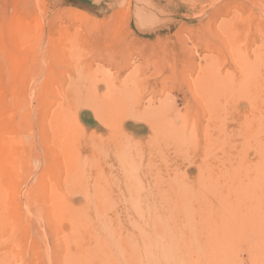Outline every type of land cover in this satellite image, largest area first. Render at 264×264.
I'll return each instance as SVG.
<instances>
[{
    "label": "rangeland",
    "instance_id": "1",
    "mask_svg": "<svg viewBox=\"0 0 264 264\" xmlns=\"http://www.w3.org/2000/svg\"><path fill=\"white\" fill-rule=\"evenodd\" d=\"M263 91L264 0H0V264H264Z\"/></svg>",
    "mask_w": 264,
    "mask_h": 264
},
{
    "label": "bare ground",
    "instance_id": "2",
    "mask_svg": "<svg viewBox=\"0 0 264 264\" xmlns=\"http://www.w3.org/2000/svg\"><path fill=\"white\" fill-rule=\"evenodd\" d=\"M251 59H252V58H251ZM249 61H250V60H249ZM246 62H247V61H246ZM245 64H246V63H245ZM243 67H244V66H243ZM249 73H250V71H249ZM243 75H244V74H243ZM243 77H244V76H243ZM250 85H251V84H250ZM263 94H264V91H263ZM212 124H213V123H212ZM216 125H217V124H216ZM219 126H220V124H219ZM222 127H223V124H222ZM211 128H214V127H211ZM218 129H219V128H218ZM210 130H211V129H210ZM216 130H217V129H216ZM217 131H218V130H217ZM225 133H226V132H225ZM225 133H224V134H225ZM223 136H224V135H223ZM255 138H256V137H255ZM263 138H264V137H263ZM258 140H259V138H258ZM252 141H253V140H252ZM253 142H254V141H253ZM251 143H252V142H251ZM257 143H258V142H257ZM257 143H256V144H257ZM262 143H263V142H262ZM263 146H264V145H262V147H263ZM256 147H259V148H260L261 145L258 146V144H257ZM258 152H259V151H258ZM262 152H263V151H262ZM259 156H260V155H259ZM260 157H261V156H260ZM260 159H261V158H260ZM262 160H263V159H262ZM256 162L258 163V161H256ZM256 162H255V163H256ZM255 163H254V164H255ZM261 164H262V166H263V163H262V162H261ZM255 165H256V164H255ZM246 166H247V165H246ZM239 168H240V167H239ZM255 169H256V168H255ZM255 169H254V170H255ZM256 170H258V169H256ZM230 172H231V171H230ZM248 172H249V170H248ZM257 172H258V171H257ZM262 172H263V171H262ZM246 176H247V174H246ZM255 177H256V176H255ZM255 177H254V180H255ZM212 179H213V178H212ZM240 179H241V178H240ZM235 180H236V179H235ZM247 180H248V179H247ZM255 181H256V180H255ZM241 182H242V181H241ZM249 182H250V181H249ZM255 183L257 184V181H256ZM262 183H263V182H262ZM262 183H260V184L263 186ZM242 184H243V183H242ZM247 184H249V183H247ZM226 186H227V185H226ZM226 186H225V187H226ZM258 186H260L259 183H258ZM255 187H256V186H254L253 188H255ZM236 188H237V187H236ZM262 188H263V187H262ZM263 189H264V188H263ZM263 189H262V190H263ZM217 190H218V189H217ZM217 190H216V191H217ZM224 190H225V189H224ZM256 190H257V189H256ZM205 192H207V191L205 190ZM217 193H218V191H217ZM230 193H231V192H230ZM262 193H263V192H262ZM231 194H233V191H232ZM243 196H244V195H243ZM225 197H226V196H225ZM207 199H208V198H207ZM249 201H250V200H249ZM261 201H262V200H261ZM234 202H235V201H234ZM252 202H253V201H252ZM252 202H250V203L252 204ZM262 202H263V201H262ZM230 203H231V202H230ZM256 203H258V201H257ZM263 204H264V202H263ZM225 205H227V204H225ZM224 207H225V206H224ZM228 207H229V206H227V208H228ZM230 207H233V205L230 206ZM230 207H229V208H230ZM243 207H244V206H243ZM222 208H223V207H222ZM225 208H226V207H225ZM227 208H226V209H227ZM226 209H225V210H226ZM238 209H239V208H238ZM206 210H208V209H206ZM222 210H223V209H222ZM228 210H230V212H231V209H228ZM251 210L254 212V208L251 209ZM211 211H212V210H211ZM232 211H233V210H232ZM234 211H235V210H234ZM220 212H221V211H220ZM227 212H229V211H227ZM243 212H244V211H243ZM238 213H240V212H238ZM256 213H260V212H258V209L256 210ZM209 214H210V213H209ZM241 214H243V213H241ZM251 215H252V214H251ZM258 215H259V214H258ZM222 216H223V215H222ZM230 217H231V216H230ZM249 217H250V216H249ZM252 217H253V219H255L253 215H252ZM255 217H257V216H255ZM205 220H206V219H205ZM220 220H221V219H220ZM212 221H213V220H212ZM223 221H224V220H223ZM249 221H250V220H249ZM255 221H256V220H255ZM140 222H141V221H140ZM204 222H205V221H204ZM224 222H225V221H224ZM258 222H260V221L258 220ZM135 223H136V222H135ZM141 223H142V222H141ZM242 223H244V222H242ZM261 223H262V221H261ZM222 224H223V223H222ZM189 225H190V224H189ZM204 225H205V224H204ZM206 225H207V224H206ZM212 225H213V224H211V226H212ZM143 226H144V225H143ZM214 226H215V225H214ZM225 226H227V225H225ZM221 227H224V226L221 225ZM187 228H188V227H187ZM209 228H210V227H209ZM209 228H208V229H209ZM215 228H216V227H215ZM217 228H218V227H217ZM208 229H207V230H208ZM212 229H213V226H212ZM209 231H210V230H209ZM193 232H194V231H193ZM252 232H253V231H252ZM257 233H258V232H257ZM205 234H206V233H205ZM248 234H249V233H248ZM252 235H253V234H252ZM220 237H221V236H220ZM147 238H148V237H147ZM247 238H248V237H247ZM214 239H215V237H214ZM255 239H257V238H255ZM260 239H261V238H260ZM260 239H259V237H258V240H257V241H259ZM147 240H148V239H147ZM155 242H156V240H155ZM211 242H212V241H211ZM259 242H260V241H259ZM260 243H261V242H260ZM263 243H264V242H263ZM148 244H149V243H148ZM209 244H210V243H209ZM211 244H212V243H211ZM208 246H209V245H208ZM262 246H263V245H262ZM210 247H211V246H210ZM163 248H164V247H163ZM228 249L231 250L230 248H227V250H228ZM211 250H213V249H211ZM161 251H162V250H161ZM164 251H165V250H164ZM149 252H150V250H149ZM159 252H160V251H159ZM162 253H163V252H162ZM165 253H166V252H165ZM175 253H176V252H175ZM209 253H210V252H209ZM145 254H146V253H145ZM149 254H150V253H149ZM175 255H176V254H175ZM221 255H222V254H221ZM145 256H146V255H145ZM145 256L142 255L137 261H135V264H138V263H139V264H141V263L144 264V263H145V260L143 259V257H145ZM224 256H226V255H224ZM258 256H259V255H258ZM179 257H180V256H179ZM229 257H230V256H229ZM149 258H150V257H149ZM164 258H167V253H166V257H164ZM230 258H231V257H230ZM145 259H146V257H145ZM253 259H254V258H253ZM209 260H210V259H209ZM230 260H231V259H230ZM263 260H264V259H263ZM146 261H147V259H146ZM163 261H164V260H163ZM169 261H170V260H169ZM237 261H238V260H237ZM239 261H240V260H239ZM161 262H162V261H161ZM147 263H148V262H147ZM232 263H233V262H232ZM121 264H122V263H121ZM129 264H130V263H129ZM131 264H132V263H131ZM166 264H169V263H166ZM237 264H238V262H237Z\"/></svg>",
    "mask_w": 264,
    "mask_h": 264
}]
</instances>
